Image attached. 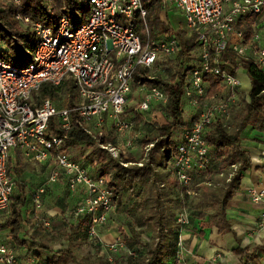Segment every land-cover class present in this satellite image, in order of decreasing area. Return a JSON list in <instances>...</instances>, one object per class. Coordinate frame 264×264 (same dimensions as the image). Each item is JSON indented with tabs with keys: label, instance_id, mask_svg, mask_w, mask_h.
Listing matches in <instances>:
<instances>
[{
	"label": "built area",
	"instance_id": "1",
	"mask_svg": "<svg viewBox=\"0 0 264 264\" xmlns=\"http://www.w3.org/2000/svg\"><path fill=\"white\" fill-rule=\"evenodd\" d=\"M8 1L19 3V0ZM148 1L81 0L86 13H78L74 18L61 16L55 30L40 22L33 24L37 42L28 65L15 67L9 56L0 57V217L9 211L18 182L16 174L8 168L9 151H19L31 163L51 162L56 169L32 193L35 226L53 230L51 217L56 213L44 208V195L49 184L64 183L69 204L59 212L67 217V228L77 227L87 218V238L100 246L101 257L108 261L137 256L135 247L125 241L122 231L110 242L98 237V229L107 224L115 209L113 190L102 177L93 175L92 165L84 158L75 159L73 151L61 149L62 137L51 131L50 122L55 121L66 131L75 119L86 132L100 134L106 118H110L114 140L99 147L115 158L120 157L125 166H142L149 161L153 143L143 142L139 132L129 136L134 118L125 116L124 108L136 69L150 68L159 53L176 54L179 45L174 38H152L144 6ZM263 10L264 0H161V13L166 16L170 12L179 13L186 35H194L195 47L189 55L194 66L187 71L182 87V97L193 114L183 115L184 128L173 130L171 139L175 148L165 162L180 196L186 201L194 197L200 184L211 187L221 184L209 181L211 153L207 132L214 123L228 118L243 94L240 79L228 71L233 65L225 51L230 48L236 55L264 68V38L254 32L245 40L243 29L236 26L239 20L254 18ZM16 18L29 22L28 17L17 14ZM138 20L144 24V43L136 32ZM208 74L219 77L220 84L228 89L226 95H208L209 82L205 78ZM68 77L74 80L73 106L58 108L51 98H35L34 93L43 83L58 86ZM139 86L144 88V94L135 108L137 113L143 115L155 103L165 105L167 94L162 88L144 83ZM137 146L140 156L131 161L130 150ZM260 156L264 159V148ZM151 167L156 170L153 164ZM232 167L236 169V165ZM231 176L229 173L225 180L229 181ZM162 186L159 184V189ZM246 191L253 204L264 203L263 187L251 185ZM190 222L189 207L183 203L174 213L177 237L168 264H188L186 257H193L185 248L182 235ZM256 226L264 228V208ZM163 233H169L165 223ZM30 235L27 232L23 238L30 240ZM157 242L158 236L154 238V244ZM221 258L216 254L212 261ZM27 261L46 264L35 254L28 255ZM0 264H20L16 251L1 238Z\"/></svg>",
	"mask_w": 264,
	"mask_h": 264
},
{
	"label": "trees",
	"instance_id": "2",
	"mask_svg": "<svg viewBox=\"0 0 264 264\" xmlns=\"http://www.w3.org/2000/svg\"><path fill=\"white\" fill-rule=\"evenodd\" d=\"M144 6L147 10L146 19L151 29L158 28L160 32L168 36L166 38H174L179 45V50L173 57L159 53L150 68L139 66L133 75L132 87H138L143 83L152 84L162 88L167 94L166 103L161 107L166 115L165 123L154 124L156 135L143 140L145 143H153L149 150V161L142 166L136 164L125 166L121 163L120 157L115 158L108 150L99 147V144H107L110 140L103 132L88 133L75 119L71 128L66 131L60 129L55 121L50 122L51 131L62 137L61 149L71 150L81 147L88 149L83 158L92 165V173L93 168L95 169L93 175L102 177L105 184L112 188L116 208L123 204L122 198L134 192L124 209L130 219V234L125 233L124 239L135 247L137 256L135 258L120 257L114 263L100 256L97 264H166L164 263V255L167 251L166 241L171 238L174 246L177 237L174 213L183 203L189 207L191 221L193 218L197 219L202 229L216 227L220 234L230 232L232 229L226 217V208L232 198L233 189L240 184L242 174L251 165L248 151L241 144L242 133L246 127L264 131V68L255 65L251 59L236 55L227 48L225 54L230 56L233 65L232 68H228V71L235 74L236 69L239 66L242 67L249 79L250 89L246 94L247 99L245 94H242L231 108L228 118L214 123L207 132L211 153L209 181H220L221 184L219 187L200 184L196 188L194 197L187 201L180 196L178 185L170 171L165 168V162L175 148L171 139L173 130H181L185 126L181 100L182 87L187 71L190 66H194L193 62L191 65L189 63V55L195 47L194 35L187 36L183 29H174L169 23L163 21L161 0H149ZM78 13H86L81 0H19L18 4L0 0V43L5 47L0 50V57L9 56V62L15 67L22 68L28 65L37 42L33 24L40 22L55 30L61 16L74 18ZM17 14L28 17L29 22H22L16 18ZM251 19H241L236 23L238 28L243 29L245 40L250 39ZM143 26L142 20H138L136 32L142 43L146 40ZM151 36L154 39L157 38L153 31ZM155 67L171 73L170 77L165 78L155 73ZM205 78L209 82V96L223 92L218 76L208 74ZM227 93L228 89L225 95ZM61 94L66 95V106L75 104L76 100L72 97L74 84L66 85L62 82L61 85L54 86L45 82L34 93L35 98H51L54 101L59 99ZM130 112L134 123L142 120L141 115L134 108H128L125 105L124 115ZM130 160L133 161L131 158ZM151 164L156 167V170L151 167ZM232 165H236L235 170ZM229 173H232V176L229 181H225ZM159 184L163 185L160 189ZM25 201V190L23 186H20L16 196L10 201L11 212L7 216L6 225L10 229L12 239L19 244L27 243L29 251L38 245L32 241L20 239V233L23 232L21 208ZM165 201H168L169 206H165ZM163 223L169 228L168 234L163 233ZM88 225L89 220L86 218L79 226L71 229L70 234L81 230L84 235H87ZM155 228L159 229L158 234ZM147 231L150 232L149 237L144 235ZM156 236H158V242L154 244ZM237 242L238 246L233 250L239 257L237 264H259L257 253L264 251V243L256 244L249 249L241 247L238 239ZM57 254L59 255L57 261L45 263L65 264L69 260H75L69 248L60 249ZM77 262L85 264L80 260Z\"/></svg>",
	"mask_w": 264,
	"mask_h": 264
},
{
	"label": "crops",
	"instance_id": "3",
	"mask_svg": "<svg viewBox=\"0 0 264 264\" xmlns=\"http://www.w3.org/2000/svg\"><path fill=\"white\" fill-rule=\"evenodd\" d=\"M251 21L250 38L253 36L254 32H259L260 37L263 39L264 10L252 18ZM235 74L241 81V91L245 94V98L247 99L246 94L250 89V82L245 70L239 66L236 69ZM226 89L227 88L223 86V92H220L219 95L224 96ZM107 119L106 122L111 124L110 119ZM142 123H144L146 127L148 126L147 120L139 121L136 124L142 125ZM151 129L152 128H150V131ZM141 133L142 132L140 131V136ZM148 133L150 132L144 134V137H149ZM143 138L141 136L142 141ZM241 144L248 151L251 165L242 174L240 184L233 192L232 198L226 208V217L231 223L232 230L220 234L217 232L216 227L202 229L199 222H197V219H195V230L186 229L182 234L185 248L193 254V257H186V262L188 264H191L192 262L194 264H237L239 257L233 252L238 246L237 239L240 241L239 244L241 247H248L249 249L256 244L262 245L264 243V228H257L256 226L259 213L264 208V203L253 204L249 200L246 191L251 185H257L264 188V159L260 156L261 151L264 148V131L260 132L251 127H246L242 133ZM138 153H140L139 146L130 150V156L133 154L131 159H136ZM26 163H28V161L19 151H9L8 168L18 177L17 186L14 189L11 199L16 196L17 190L20 186H23L25 190L26 201L21 208L23 232L20 233V239H24L23 235L25 233L31 232L30 240L26 241L37 243L38 246H36L35 249H33V247L32 250L29 249L28 251L27 243L19 244L12 239L10 229L6 225L7 216L11 212V207L8 212L1 216L4 218V227L0 228L1 241L16 251L19 256L20 264H30L27 261V256L33 254L41 257L46 263L57 261L59 258L57 251L66 248H69L72 251L75 260H69L65 264H79L77 262L79 260L85 264H97V259L101 256L100 246L95 245L93 241L89 240L87 235H84L81 230L74 232V234H70V230L76 227L71 229L67 228V217L59 212V209L65 208V206L69 204L66 198V186L64 183L49 184L44 195V208L47 210L50 209V211L56 213L51 217L53 230L46 231L35 226L36 220L34 219L32 193L41 183L34 178L36 177L35 174L37 168H33L34 173H31L32 177L28 176L29 171H24ZM17 170H19V173H17ZM57 185H59L60 189L56 191ZM49 186L53 187H50L49 189ZM122 201H124V198H122ZM118 213L119 211L116 212L114 209L113 213L109 216L107 224L98 229V237H100L102 241L110 242L118 234L117 227L120 224L119 220L124 219L122 218L123 216H120ZM126 221L129 223L130 219H126ZM190 223L193 225L192 221ZM194 231H196V233ZM125 233L127 234V232ZM172 243V239L170 238L169 240L168 238L166 241L167 251L164 255V263L166 264L170 263L172 260L174 249ZM216 254H220L222 258L219 261L213 262L212 259ZM116 259H114L112 263H114ZM257 262L259 264H264V251L257 253Z\"/></svg>",
	"mask_w": 264,
	"mask_h": 264
},
{
	"label": "rangeland",
	"instance_id": "4",
	"mask_svg": "<svg viewBox=\"0 0 264 264\" xmlns=\"http://www.w3.org/2000/svg\"><path fill=\"white\" fill-rule=\"evenodd\" d=\"M4 1H7V0H4ZM168 17L170 18V20H169ZM161 18L163 19L164 22L169 23L170 26H172L174 29H183L185 31L184 20H183L182 16L179 13L170 12V13L167 14V16H166V14L161 13ZM146 22L148 23V27L151 30V34H152V31H153L155 33V35L157 36V38H159V39L168 37V36H165L162 32H160V30L158 28L151 29L148 19H146ZM143 30H144V33H145L144 26H143ZM3 47H4L3 44L0 43V50ZM4 49H5V47H4ZM168 56L173 57L174 55H168ZM189 60H190L189 63L191 64L192 60L190 58H189ZM154 72L155 73H159L161 76H163L165 78H169L170 74H171V73L167 72L166 70H164L162 68H158V67L154 68ZM63 83L66 84V85H71V84H74V80H73L72 77H68V78H66L63 81ZM68 94L69 93H67V95ZM143 94H144V88H140V86L131 87V90H130L129 95H128V100H127L126 106L128 108L132 107V108L135 109L136 106H137V103L140 102L141 99L143 98ZM72 97H73V99H75V95L72 96ZM181 100L183 102V110H184L183 115L184 116H190L191 114H193V111L190 110L189 107L186 105L185 99L182 97ZM55 101H56L55 104H57L58 107L66 106V103H67L66 95L65 94H61L60 98L56 99ZM154 105L155 106H154L153 109H151V110H149L147 112H144L143 115H141V118H142L141 121L147 120L148 121V126L146 127V125H144V123H142V125H138L136 123H133V127H132L131 131L128 132L129 136H132L135 132H139L140 133V131L142 132L141 133L142 138L145 136L144 134H146L147 132H150V133H148L149 137H147V138L144 137L143 140L148 139V138H152L153 136L156 135V131L154 130L153 125L154 124L155 125H160V124L165 123L166 115H165L164 111L161 109V107L163 106L162 104L155 103ZM131 112L129 114L125 115V116L131 117V115H132ZM106 123L107 124L104 125L106 127H104L102 129L103 130L102 132L104 134L108 135V137H110L109 139L113 141L114 137H115V134L113 132L112 125L109 122H106ZM106 128H107V130H106ZM150 128H152L151 131H150ZM71 151H73L75 159H80V158H83V156L85 155V152H88V149H85V147L75 148V149L72 148ZM139 156H140V153H138L137 158ZM28 163L25 164L26 167L24 166L25 167L24 171H29L28 176L32 177L31 173L33 172V168L34 169L37 168L36 174H35L36 177H34V178H36V181H38V182L40 181V183H44L46 178H47V176L52 171H54L56 169V167H54V165L51 162H49V164H47V165H39L38 163H31V162H28ZM17 171L19 173V170H17ZM94 171H95V169L93 168V173H95ZM50 187H53V186H49V189H50ZM59 189H60L59 185H57L56 191L59 190ZM133 194H134V192L133 193H129L126 198L124 197V199H125L123 201L124 204H123V206L122 205L120 206V209L115 207V211L116 212L119 211L118 214L120 216H123L122 218H124V219H120L119 220L120 224L117 227V231H122V232H124V234H125V232H127V234H130L129 223L126 221V219H129V218L126 216L127 214H126L124 209L126 208L128 202L132 199V195ZM165 204H166L165 206H169L168 205L169 204L168 201H165ZM3 220H4V218L0 217V223H1V227L0 228L4 227ZM194 220H195V218H193V220H192L193 225H191V223H190V225L188 226L189 228L188 227L186 228L187 230H190V229L191 230L192 229L195 230V226H194L195 222H194ZM197 222H199V221L197 220ZM154 230L156 231V228ZM194 232L196 233V231H194ZM144 235H147L149 237L150 236V232H148V231L144 232ZM141 238L143 239V237H141Z\"/></svg>",
	"mask_w": 264,
	"mask_h": 264
}]
</instances>
